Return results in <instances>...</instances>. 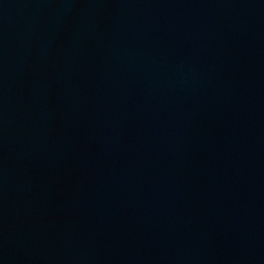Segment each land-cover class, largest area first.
<instances>
[{
    "label": "water",
    "instance_id": "obj_1",
    "mask_svg": "<svg viewBox=\"0 0 264 264\" xmlns=\"http://www.w3.org/2000/svg\"><path fill=\"white\" fill-rule=\"evenodd\" d=\"M0 264H264V0H0Z\"/></svg>",
    "mask_w": 264,
    "mask_h": 264
}]
</instances>
